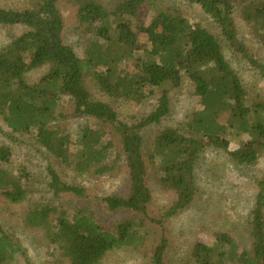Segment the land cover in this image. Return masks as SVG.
<instances>
[{
	"label": "trees",
	"instance_id": "trees-1",
	"mask_svg": "<svg viewBox=\"0 0 264 264\" xmlns=\"http://www.w3.org/2000/svg\"><path fill=\"white\" fill-rule=\"evenodd\" d=\"M30 1V9L0 8V27L24 31L0 49V131L3 125L16 133L35 132L59 165L79 177L90 172L105 176L122 160L130 189L127 197L102 199L109 211L127 214L113 226L98 221L86 207L70 214L31 204L23 214L24 227L46 230L50 244L68 264H102L113 252L139 249L149 238V228L155 227L161 237L151 264H166L164 220L194 201L197 166L208 149L226 153L240 167L255 166L264 152V100L251 103L225 52L227 46L240 54L264 77V66L240 40L237 27L239 15L252 28L264 30V0H187L215 21L222 38L168 11L158 13L147 26L151 0H110V9L104 0H73L78 23L91 36L84 58L64 41L60 0ZM140 35L146 36L147 46ZM41 69L47 73L30 83L28 75ZM185 77L193 83L201 110L182 129L160 130L146 150L144 131L161 126L170 115V95ZM87 80L113 101L154 100L156 105L139 123L128 125L110 103L93 98ZM64 98L70 99L75 115L96 121L100 128L86 124L76 137L69 133L61 122ZM231 134L249 140L233 150ZM12 161L11 150L0 147V196L18 206L27 202L28 191L11 170ZM48 174L56 195L88 197L84 187L64 182L54 167ZM153 178L176 197L160 218L150 213ZM215 238L211 246L196 242L185 264H264V176L250 213L249 249H242L228 233H216ZM18 255L25 257L18 240L0 226V264H16Z\"/></svg>",
	"mask_w": 264,
	"mask_h": 264
},
{
	"label": "rangeland",
	"instance_id": "rangeland-1",
	"mask_svg": "<svg viewBox=\"0 0 264 264\" xmlns=\"http://www.w3.org/2000/svg\"><path fill=\"white\" fill-rule=\"evenodd\" d=\"M104 1L110 9L111 1ZM58 6L65 21L63 35L65 43L73 47L80 58H84V46L90 41L91 36L87 35L78 23L77 7L73 0H60ZM32 7L34 5L30 0H0V8L3 9L25 10ZM161 11L179 13L193 25L200 24L222 38L215 21L198 4L187 0H151L146 13V25L148 26ZM237 27L240 40L250 54L264 66L262 39L264 30L252 28L239 15ZM23 32V29L18 27H0V49ZM140 41L148 45L146 36L140 35ZM225 52L228 61L242 79L251 103L257 102L258 98L264 100V77L261 72L251 67L247 60L235 51L229 50L227 46ZM46 73L47 69L36 70L28 75V79L30 83H35ZM86 82L93 98L110 103L117 111L120 120L128 125L139 123L156 105L154 100L142 104L125 100L113 101L98 91L95 82L91 80ZM170 101V115L161 126L144 131L146 150L151 149L153 140L160 130L182 129L190 117L201 110L193 83L186 77L182 86L171 93ZM60 112L65 115V119L61 122L74 137L86 124L100 128V124L96 121L75 115L69 98L63 99ZM226 120L227 116L222 122L225 123ZM229 140L231 148L235 150L248 142L249 138L231 134ZM0 147L11 150L13 156L11 170L20 177L21 184L28 191L27 202L18 206L10 205L0 196V226L18 240L25 252V257L18 255L16 264H68L61 258L59 249L50 244L46 230H29L24 227L23 214L31 204L49 205L70 214L86 207L94 212L98 221L110 226L127 217L123 212L109 211L107 205L102 202L106 197H127L129 194V175L122 160H119L112 173L105 176H97L90 172L79 177L59 165L58 161L38 143L35 132L16 133L3 125L2 132L0 131ZM49 167H54L64 182L84 187L88 197L84 199L72 194L56 195L50 189ZM263 176L264 152L255 166L240 167L233 164L226 153L208 149L197 166V193L194 201L183 212L164 220L168 238L166 264H185L193 245L196 242L214 245L216 233H228L242 245V249H249L250 213L257 193V183ZM149 185L153 194L150 213L152 217L160 218L171 209L176 197L173 192L164 190L155 178L150 179ZM160 237V230L150 227L149 238L139 249L113 252L102 264H151Z\"/></svg>",
	"mask_w": 264,
	"mask_h": 264
}]
</instances>
